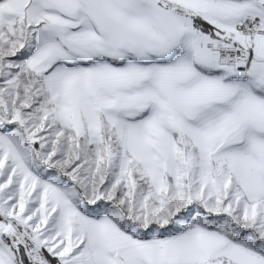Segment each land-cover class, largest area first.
Segmentation results:
<instances>
[{
	"label": "snow or ice",
	"instance_id": "1",
	"mask_svg": "<svg viewBox=\"0 0 264 264\" xmlns=\"http://www.w3.org/2000/svg\"><path fill=\"white\" fill-rule=\"evenodd\" d=\"M0 264H264V0H0Z\"/></svg>",
	"mask_w": 264,
	"mask_h": 264
}]
</instances>
